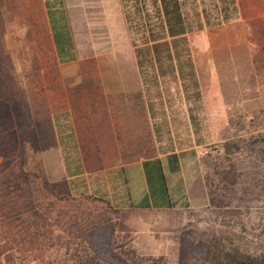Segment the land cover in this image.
Instances as JSON below:
<instances>
[{
  "label": "rangeland",
  "instance_id": "obj_1",
  "mask_svg": "<svg viewBox=\"0 0 264 264\" xmlns=\"http://www.w3.org/2000/svg\"><path fill=\"white\" fill-rule=\"evenodd\" d=\"M24 1L0 0L1 96L20 100L32 114L33 109L44 113L48 107L68 105L76 126L85 131L88 123L95 130L104 123L106 105L117 116L140 113L147 104L130 34L114 61L59 66L52 58L40 15L29 22L32 29L20 23L25 19ZM181 1L188 23L195 28L188 40L202 101L197 102L193 89L185 91L180 81L168 77L162 84L163 102L155 100L159 103L156 123L162 126L161 148L196 147L205 186L195 206L163 212L113 208L93 188L85 193L82 178L65 180L62 162L58 166L52 155L44 157L51 141L31 119L19 134L27 135V167L33 175L37 207L50 219L55 236L79 237V244L85 245L83 238L91 241L93 235L131 264H264V0L242 4L237 19L201 31L197 29L205 24L204 12L216 18L219 0ZM32 3L26 0L27 6ZM37 7L31 8L37 11ZM101 9L104 26L113 29L114 13L109 14L106 4ZM5 17L14 19V30L11 23V30L2 28ZM90 24L86 23L88 32L81 44L95 41ZM117 25L120 28L121 22ZM13 33L22 42L16 56L10 51ZM79 105H92L93 110L85 109L88 118ZM83 136L85 161L93 165L100 141L96 145L86 132ZM153 140L149 124V155L154 153ZM205 246H211L215 259L204 254Z\"/></svg>",
  "mask_w": 264,
  "mask_h": 264
},
{
  "label": "crops",
  "instance_id": "obj_2",
  "mask_svg": "<svg viewBox=\"0 0 264 264\" xmlns=\"http://www.w3.org/2000/svg\"><path fill=\"white\" fill-rule=\"evenodd\" d=\"M251 1L236 0L238 12H241L242 4ZM48 3L51 5L50 9L47 6ZM24 4L25 19L20 23L25 22L27 28L32 29L33 26L30 27L29 22L37 21L38 14L40 15L41 19H38L43 21L52 58L59 66L74 65L81 61H114L116 58L113 56L121 51L119 46H126L125 38L130 32L122 0H34L31 7L38 5L37 11L29 4L26 5V0ZM104 4L110 7L111 16L114 13L112 19L115 20V27L113 29L104 26L106 20L102 19L101 9ZM5 13H8L7 9ZM85 14L89 18H86ZM90 21L93 22L90 28L91 32L95 33V41L81 44V38L88 32L86 23L88 22L91 26ZM119 21L120 28L117 25ZM10 23L11 29L14 30V19L6 20V17L2 28L11 30ZM9 37L11 50L4 46L11 51L12 56H16L18 55L17 47L21 46L22 42L16 41L14 33ZM129 45L131 47L132 40ZM101 46L105 47L101 48ZM110 46L113 48L109 49ZM31 60H37V58ZM86 106L88 105H79L84 118H88L85 113L86 108L93 110L92 105ZM106 106L107 112L102 115L104 123L98 124L97 130L94 129V125L88 123L87 131L80 128V124L78 129L74 112L68 108V105H58L56 109L48 107L49 111L44 113L41 111L38 113L33 109L32 114L29 110L30 118L34 120L35 126L39 127V131L46 134L51 141L50 148L43 151L44 157L52 155L58 166L62 162L65 180L73 181L82 178L85 193H90L93 188L95 195L103 198L113 208L127 211L163 212L194 207L205 186L196 147L170 153L161 152L153 128L155 120H152L148 105H145L140 113H131L127 117L117 116L113 107ZM57 117L60 118V125L62 124L60 127L57 124ZM149 124L155 144L152 147L154 150L152 155L147 153ZM84 132L87 133L88 139L96 142V145L100 141L99 155L96 156L94 164L89 166L85 161L84 148H82V143L85 141ZM63 139L65 142L70 140V148L65 149V145L62 144ZM118 143L121 144V147H118L120 150L117 149ZM67 157L76 158L79 168L75 169L77 165H73L71 159L67 164ZM49 171L51 174L54 173L53 170ZM93 174L94 176L89 180L88 176ZM69 187L72 186L69 185Z\"/></svg>",
  "mask_w": 264,
  "mask_h": 264
},
{
  "label": "trees",
  "instance_id": "obj_3",
  "mask_svg": "<svg viewBox=\"0 0 264 264\" xmlns=\"http://www.w3.org/2000/svg\"><path fill=\"white\" fill-rule=\"evenodd\" d=\"M122 1L147 105L155 120L157 142L161 152H174L173 148H161L162 126L156 123L159 103L155 100L163 102L162 84L169 77L180 81L185 91L193 89L197 102L202 101L188 40L195 28L188 23L181 0H131V6L130 0ZM219 4L216 18L204 12L205 24L197 30L222 26L238 18L236 0H219ZM47 6L51 8L50 3ZM190 120L194 126L197 124L192 111ZM30 121L26 105L0 95V264H131L93 235L91 241L83 238L85 245L79 244V237L68 240L55 236L50 219L37 207L33 175L27 167V135L19 134ZM60 123L57 117L59 127ZM62 144L67 149L71 142L63 139ZM70 159L77 165L75 169L79 168L74 157H67V164ZM204 254L216 258L211 246H205Z\"/></svg>",
  "mask_w": 264,
  "mask_h": 264
}]
</instances>
